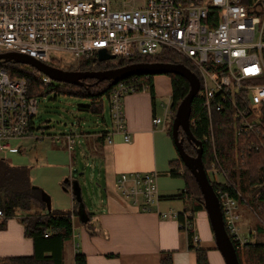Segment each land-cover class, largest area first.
Masks as SVG:
<instances>
[{
  "label": "built area",
  "instance_id": "built-area-1",
  "mask_svg": "<svg viewBox=\"0 0 264 264\" xmlns=\"http://www.w3.org/2000/svg\"><path fill=\"white\" fill-rule=\"evenodd\" d=\"M137 1L0 0V53L17 52L43 64L54 61L62 68H73L82 59L97 57L100 49L115 57H131L155 55L163 47L171 48L199 78L197 95L209 120L212 110L231 105L238 118L237 133L255 126L264 103V0H251L249 5L242 0H202L198 4ZM3 62L0 60V151H14L19 148L12 145V140L33 132L37 100L28 94L23 78L8 75ZM131 77L118 81L110 94L112 130L105 134L108 143L113 133H120L127 143L131 140L122 102L125 94L138 90L136 79ZM41 80L45 84L51 81L43 73ZM242 95L248 97L246 102ZM163 109V119L154 117V124L163 125L174 114L171 102L163 104ZM212 133L211 127V139ZM64 139L67 149L72 150L74 133L65 134ZM156 182V172H122L114 185L121 198L142 211L154 210L162 218L179 219L184 232L189 227L194 229L189 209L157 210L160 196ZM217 195L227 234L232 243L243 246L249 238L241 234L237 223L238 200L226 191ZM182 200L188 204L186 196ZM193 241L198 242L195 229Z\"/></svg>",
  "mask_w": 264,
  "mask_h": 264
},
{
  "label": "trees",
  "instance_id": "trees-1",
  "mask_svg": "<svg viewBox=\"0 0 264 264\" xmlns=\"http://www.w3.org/2000/svg\"><path fill=\"white\" fill-rule=\"evenodd\" d=\"M181 4H198L202 0H176ZM263 1V0H260ZM243 4H251V0H242ZM212 12V11H211ZM170 62L182 63L192 67L171 48L163 47L155 55H136L131 57H115L99 61L94 58L82 59L78 62L75 70H100L132 62ZM52 66H59L51 61ZM3 68L12 78H23L27 85V92L32 96H39L46 92L56 94L71 95L88 98L90 102L82 105L81 109L103 116L104 101L107 98L108 104L110 94L115 87L110 80L99 81L95 78L82 79V84H71L53 81L45 84L41 80L42 73L35 67L23 63L3 62ZM62 68V67H61ZM171 80V107L174 112L189 90L188 81L173 73L166 74ZM138 83V90L145 86L149 90L151 98L154 99V89L152 75L139 74L132 76ZM244 97V95H242ZM248 97L245 95L244 100ZM246 104V103H245ZM110 107V106H109ZM261 118L256 121L251 129L248 127L237 133L238 118L233 115L232 106L225 105L221 110H212L211 120H209L202 98L197 94L191 102L189 116V128L198 141L202 144V163L207 173L214 169L224 176L221 182L208 179L214 190L226 191L229 195L239 201L249 203L264 210V103L260 109ZM172 114L171 119H173ZM212 127V139L210 130ZM31 133V132H30ZM166 133L172 139L171 127ZM106 132L97 134L98 141H103ZM179 137H184V132L179 129ZM183 148L188 155H196V148L193 143L188 142L184 137ZM169 173L171 176H181L184 187L179 197L188 198V208L193 216L196 212L204 209L202 194L197 182L184 165L179 154L176 159L168 161ZM63 187L67 186L64 182ZM244 198H241L237 193ZM42 189L33 185L30 176V167L24 165H14L8 160L0 157V209L5 215V219L13 217L18 211L29 212L21 216L24 233L33 242V252L30 255H19L1 258L2 264H65V248L72 235V217L79 216V202L73 196L74 204L71 210L51 209L46 210L45 203L41 200ZM84 203V201H83ZM92 213L86 208L84 203L83 217H86L85 225L89 229L88 221ZM0 222V227L4 225V220ZM187 249L195 252L196 264H209L207 250L193 241L194 229L189 227L186 230ZM233 245L237 257L241 264H264V242L249 241L238 247ZM108 256H111L109 254ZM74 264H87L83 253L75 251ZM159 264H173V251H161Z\"/></svg>",
  "mask_w": 264,
  "mask_h": 264
},
{
  "label": "crops",
  "instance_id": "crops-1",
  "mask_svg": "<svg viewBox=\"0 0 264 264\" xmlns=\"http://www.w3.org/2000/svg\"><path fill=\"white\" fill-rule=\"evenodd\" d=\"M165 81L163 94L168 95L167 102H152L146 88L125 94L123 98L124 120L131 134V140L128 143L123 140L120 133H113L111 143H108L105 138L101 142L98 141L97 134L100 133L88 136L91 138L89 146L92 148L90 150L95 164L99 167V175L103 173L104 182L98 185L103 189L104 195L100 198L97 210L90 211L83 199L82 186L79 183L82 202L84 201L92 216L88 221L89 229L85 222L72 217V235L67 243L68 246L72 245V253H70L72 257L69 264H74L75 251L85 255L87 264H159L161 251H173V264H196L195 252L187 249V236L179 227V219L162 218L154 210L142 211L139 206L121 198L114 185L116 177L122 172L159 173V170H165L166 164L169 168L167 158L171 152L168 149L165 150L168 138L166 121L164 126L153 123L154 117H161L157 105L163 109V104L170 102V77L168 76ZM152 83L154 91H157L158 88L155 87L153 79ZM111 130L102 132H111ZM74 135L75 143L72 150H75L76 142H79V139H76L77 135ZM80 135L87 137L88 134L81 132ZM64 146L68 152V167L71 174L66 177L68 182L63 181L67 184L63 188L69 195L66 200L64 198L55 200L51 197L49 201L51 209H63L66 208L63 206H67V209L71 210L74 204V194L70 182L73 180L79 182V179L74 176V173L78 171V168L74 167L77 156L75 153L72 154V150L67 149L65 141ZM81 154L84 156L87 152L83 151ZM166 160L167 163H165ZM54 172L58 177L65 174V171L58 167L54 169ZM156 175L158 176L157 173ZM167 182L168 180L157 183L160 196L157 210L159 212H180L188 208L187 203L179 197V194H165L166 191L172 190L173 183ZM177 199L179 200L178 207L172 201H177ZM62 203L65 205H61ZM194 228L195 232L197 229L199 233V235L196 233L198 235L196 245L207 250V262L222 264L219 251L215 248L216 245L211 244L212 230L209 220L207 222V214L205 215L202 211L194 214ZM201 242H205V246H201ZM32 252L33 242L25 235L23 224L12 217L5 219L3 227H0V260L11 256L30 255ZM109 254L111 256H108ZM67 263L65 254V264ZM0 264H2L1 261Z\"/></svg>",
  "mask_w": 264,
  "mask_h": 264
},
{
  "label": "rangeland",
  "instance_id": "rangeland-1",
  "mask_svg": "<svg viewBox=\"0 0 264 264\" xmlns=\"http://www.w3.org/2000/svg\"><path fill=\"white\" fill-rule=\"evenodd\" d=\"M137 3L140 4L141 0H138ZM77 66L78 63H76L75 66H72L73 68L68 67L64 69L75 70ZM152 79L154 80L155 87L158 88L157 91H154L155 100L151 98L152 102H167L168 95L164 96L163 93L165 91V79H168V75L165 73L153 74ZM51 81H53L54 84L57 83L54 80ZM148 93L150 94L149 90L147 89V94ZM36 100L37 111L32 120V134L20 139L12 140V145L19 149L14 151L1 150L0 157H3L14 165H24L30 167V176L33 185L41 188L43 191L49 194L50 198L53 197L55 200H63L64 198L66 200L69 194L67 191H64V185L62 182L66 177H68L69 174H71V171H69L68 167L69 160L68 152L64 146V135L67 133L76 134V139H79V142H76V147L75 150H72V154L74 155L75 153L77 156L74 167H77L78 171L74 173V176L79 179V183L82 186V196L85 203L87 204L88 209L90 211H96L97 206L100 204V198L102 195H104L103 189L100 188L98 184H102L104 179L103 173L101 176L99 175V167L97 164H95V159H93L94 157L91 155L90 149L92 148L89 146L91 145V143H89V140L91 142V138H88V136H91L90 134H96L112 129L110 107L107 98L103 97L104 113L102 117L81 109L82 105H86L90 102L88 98L46 92L45 94L37 96ZM157 108L160 116L163 119V109H161L159 105H157ZM165 121L167 130L168 127H171L172 119L167 118ZM81 132H86V134H88L87 137L80 135ZM56 136H60V139L56 140ZM166 142V147L164 146L165 150L168 149L170 150L169 152H171L169 153L170 155L168 156L167 160L176 159L178 157V153L171 137L168 136ZM83 151L87 152V154L84 156L81 154ZM167 160L165 163H167ZM56 167L65 171L64 176L58 177L56 174H54L56 173L54 172ZM167 168L168 167L166 164L165 170H159V173L156 172L158 174L156 183L165 182L168 180L167 183H173L172 190L166 191L165 194H180L182 187H184L183 178L181 176H170L169 172H166ZM207 175L211 180L214 181L221 182L224 180V176L214 169L208 170ZM240 197L244 198L242 195H240ZM175 200L172 201H174L175 206L178 207L179 200ZM61 205L65 204L62 203ZM237 205V213L239 214V220L237 223L240 227L241 234L245 237H248L251 241L264 242V210L253 205L251 206L245 201L238 200ZM63 207H66L63 209H67V206ZM202 212L206 215L204 210H202ZM27 214H29V212L18 211L16 212V215L12 217V219L21 223V216ZM181 231L184 232V230ZM196 233L199 235L197 229ZM211 234V244L215 246L212 231ZM78 242H80V240H78ZM200 244L201 246H205V242H201ZM70 253H72V245L68 246L66 244L65 254L66 262H68L67 264H69L72 257ZM218 253L220 254V252ZM220 258L222 260V264H225L221 254Z\"/></svg>",
  "mask_w": 264,
  "mask_h": 264
},
{
  "label": "water",
  "instance_id": "water-1",
  "mask_svg": "<svg viewBox=\"0 0 264 264\" xmlns=\"http://www.w3.org/2000/svg\"><path fill=\"white\" fill-rule=\"evenodd\" d=\"M97 59L99 61L114 59L115 56L109 54L105 49L98 50ZM0 60L5 62L23 63L35 67L41 73L50 77V80L71 83L82 84V79L95 78L99 81L110 80L112 84H116L118 81L131 77L133 75L146 74H161V73H173L184 77L189 83V90L185 97L180 100V103L176 107V111L171 123V135L172 142L179 154L184 165L193 174L197 185L202 194V201L205 212L207 214L211 230L213 232L215 245L223 257L225 264H241L236 254L235 247L227 234L224 226V220L220 207L219 197L210 183L207 173L202 163V144L192 135L189 126V116L191 111V102L193 97L199 90V78L197 75L186 65L182 63H170V62H132L118 67H112L100 70H72L64 69L61 67L52 66L39 60L34 59L26 54H19L17 52H4L0 53ZM184 132V137L188 142L193 143L196 150V155H188L183 148L184 137H179L178 131ZM75 171V170H74ZM68 178L64 179V182H68ZM71 183V190L79 202V216L80 219L85 222L86 217H83L84 204L81 198V188L77 180H73ZM41 200L45 203L47 211L51 210L50 196L42 190Z\"/></svg>",
  "mask_w": 264,
  "mask_h": 264
}]
</instances>
